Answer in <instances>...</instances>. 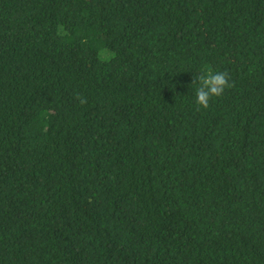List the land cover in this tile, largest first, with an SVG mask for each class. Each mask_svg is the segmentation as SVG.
Segmentation results:
<instances>
[{
    "label": "trees",
    "instance_id": "16d2710c",
    "mask_svg": "<svg viewBox=\"0 0 264 264\" xmlns=\"http://www.w3.org/2000/svg\"><path fill=\"white\" fill-rule=\"evenodd\" d=\"M0 264H264V0H0Z\"/></svg>",
    "mask_w": 264,
    "mask_h": 264
},
{
    "label": "clouds",
    "instance_id": "9594fccd",
    "mask_svg": "<svg viewBox=\"0 0 264 264\" xmlns=\"http://www.w3.org/2000/svg\"><path fill=\"white\" fill-rule=\"evenodd\" d=\"M192 84L197 85L195 90L194 103L199 108L207 109L213 97H220L226 89L233 87V82L226 71H213L205 69L196 76H193ZM81 104L86 100L77 95Z\"/></svg>",
    "mask_w": 264,
    "mask_h": 264
},
{
    "label": "rangeland",
    "instance_id": "374dc122",
    "mask_svg": "<svg viewBox=\"0 0 264 264\" xmlns=\"http://www.w3.org/2000/svg\"><path fill=\"white\" fill-rule=\"evenodd\" d=\"M87 5L90 3V0H86Z\"/></svg>",
    "mask_w": 264,
    "mask_h": 264
}]
</instances>
